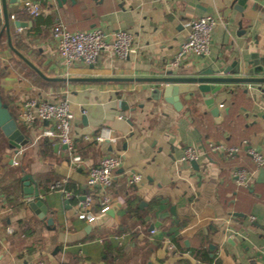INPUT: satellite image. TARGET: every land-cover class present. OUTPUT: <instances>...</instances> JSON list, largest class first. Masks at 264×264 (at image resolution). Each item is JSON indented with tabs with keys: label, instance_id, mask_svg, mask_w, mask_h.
<instances>
[{
	"label": "crops",
	"instance_id": "0c3cea01",
	"mask_svg": "<svg viewBox=\"0 0 264 264\" xmlns=\"http://www.w3.org/2000/svg\"><path fill=\"white\" fill-rule=\"evenodd\" d=\"M31 1L41 6L37 16L19 13L18 4L7 8L11 44L45 76L68 80L43 79L11 51L0 14V92L28 139L9 159L3 135L0 264L37 259L44 264H264V182L256 181L258 170L245 186H238L232 174L239 167L256 170L246 152L249 147L264 158V92L255 83L221 84L211 95L221 116L217 123L199 94L189 99L180 94L176 106L161 95L154 99L152 91L160 84L147 80L169 72L186 76L227 69L231 76L235 63L242 69L250 53L264 55V2L247 0L238 11L236 0ZM203 15L219 16L223 22L211 32L208 55L167 67L187 33L185 23ZM57 18L72 31L101 28L108 37L126 30L135 50L125 58L103 52L93 64L65 66L51 34ZM15 21L24 26L18 29ZM64 96L74 115L75 152L82 158L76 166L56 139L41 136L47 123L27 125L18 118L28 97ZM101 127L109 128L115 141L96 142ZM208 142L238 151L212 152ZM187 146L198 153V170L182 159ZM107 154L121 160L109 189L111 207L87 222L77 217L78 201L92 191L91 213L98 210L100 189H90L85 178L89 167ZM128 171L139 173L141 181L129 185ZM25 173L46 201L44 220L22 196ZM62 180L70 192L79 189L76 200L53 187ZM151 225L154 233L149 232Z\"/></svg>",
	"mask_w": 264,
	"mask_h": 264
},
{
	"label": "built area",
	"instance_id": "2783aa9c",
	"mask_svg": "<svg viewBox=\"0 0 264 264\" xmlns=\"http://www.w3.org/2000/svg\"><path fill=\"white\" fill-rule=\"evenodd\" d=\"M52 1V0H50ZM169 2L172 0H161ZM18 12L27 13L31 16H37L41 12V6L38 2L23 0L18 3ZM14 19V15H11ZM219 16L203 15L197 19L188 20L185 23L187 33L181 41L175 55L166 64L169 68H178L183 61L190 56H206L210 50L211 32L216 25L222 24ZM18 29H20L18 27ZM51 34L56 45V51L65 66L74 63L93 64L98 56L107 52L118 58H125L134 52L133 36L130 32L117 29L107 35L101 28L91 30H69L67 26L57 18L51 27ZM222 106V105H219ZM83 113L85 111H82ZM18 118L23 123L30 125L35 122H45L48 125L41 130V136L56 139L64 147L71 165L76 166L82 163V158L75 152L74 136L72 134V124L74 115L70 109L69 100L64 96L62 98L38 99L28 97L20 105ZM96 142H113L115 137L111 135V130L107 127H101L94 136ZM208 148L212 152L232 154L238 151V147L226 146L222 143L208 142ZM247 154L253 159L256 170L248 171L244 168H236L233 171L235 182L238 186H245L253 179V176L259 168L264 166V158L258 151L249 147ZM198 157L196 150L187 146L183 151L182 159L195 160ZM13 164H18L16 159H12ZM121 160L117 155L107 154L100 158L98 163L89 167L85 183L90 189L98 187L100 189L98 196V210L91 213L94 204V193H86L83 199L78 201L77 217L87 222H93L97 217L105 215L111 207L112 198L109 189L113 184L114 171L120 167ZM128 184L134 185L141 181V175L136 172L128 171ZM65 180L56 182L53 187H57L66 195L71 196V192L63 187ZM1 215V208H0ZM234 236V232L229 227L225 228ZM7 231H10L7 228ZM155 228L149 230L154 233ZM172 247V244L169 245ZM31 264H44L41 259L33 261Z\"/></svg>",
	"mask_w": 264,
	"mask_h": 264
},
{
	"label": "water",
	"instance_id": "95a60500",
	"mask_svg": "<svg viewBox=\"0 0 264 264\" xmlns=\"http://www.w3.org/2000/svg\"><path fill=\"white\" fill-rule=\"evenodd\" d=\"M63 1L64 0H56V2L59 4ZM246 1L247 0H236L234 2V8L238 11H242V6L246 4ZM261 1L264 2V0ZM17 4L18 0H0V14L3 18L2 29H5L7 33L8 47L43 79L48 81L68 80L65 78H53L45 76L30 60H28L12 46L9 34V16L7 8ZM14 24L16 27L24 26V23L19 21H15ZM245 67H247V69H244ZM228 70L229 69L226 71ZM226 71L220 72L217 70L214 73L200 72L186 76L171 75V72H169L168 76L149 78L147 80H151L160 84V87H157L152 91L151 96L154 99L160 97L161 95L165 101L175 104L176 106H180V94L186 93L187 99H189L194 94H199L202 103L218 123L221 119V116L219 114V108L214 104L213 97L211 95L219 91L221 89V84L223 83H255L258 85L259 90L264 92V89L261 88V85L264 84V75L258 76L259 74H264V55H260L258 52L250 53L249 59L243 62L242 69L240 68L239 63H235V67L230 70V73L237 76H227ZM120 104L122 105L123 109H125V102L121 101ZM17 124L18 121L14 119L7 105L1 100L0 97V130L7 140L5 156L9 159L12 152L14 154L18 153V151L28 142V139L18 129ZM190 163L195 170H198V164L195 160H191ZM256 181L260 183L264 182V167L259 168ZM21 193L22 196L27 199V205L30 210L34 211L40 219L44 220L47 212L46 201L39 194V190L35 186V182L30 174L25 173L21 177ZM83 198L84 196H81L79 199ZM172 210L173 208L171 207V211ZM108 212L109 211H107V213ZM152 227L153 226L151 225L150 229H152ZM212 246L213 245H210L209 249H212Z\"/></svg>",
	"mask_w": 264,
	"mask_h": 264
},
{
	"label": "trees",
	"instance_id": "16d2710c",
	"mask_svg": "<svg viewBox=\"0 0 264 264\" xmlns=\"http://www.w3.org/2000/svg\"><path fill=\"white\" fill-rule=\"evenodd\" d=\"M18 17H19V15H18ZM2 36H3V35H2ZM2 36H0V41L2 40ZM0 97H1V100L7 105L9 111L11 112L12 116H13L14 119H15V115H14L13 111L11 110L10 106H9L8 103H7V98H5L1 92H0ZM0 131H1V130H0ZM0 136H1V139H2V141H0V153H1L2 150H3V148H4L5 141H4V137H3L2 132L0 133ZM65 187H66V189L70 190V185H69L68 182L65 184ZM78 190H79V189H75V191H72V192H71L72 194H71V196H70V199H71L72 201H74V200L77 199V198H76V194H78V193H77Z\"/></svg>",
	"mask_w": 264,
	"mask_h": 264
},
{
	"label": "rangeland",
	"instance_id": "374dc122",
	"mask_svg": "<svg viewBox=\"0 0 264 264\" xmlns=\"http://www.w3.org/2000/svg\"><path fill=\"white\" fill-rule=\"evenodd\" d=\"M0 133H1V131H0ZM0 141H2L1 136H0Z\"/></svg>",
	"mask_w": 264,
	"mask_h": 264
}]
</instances>
